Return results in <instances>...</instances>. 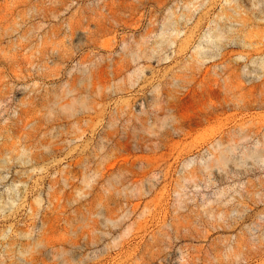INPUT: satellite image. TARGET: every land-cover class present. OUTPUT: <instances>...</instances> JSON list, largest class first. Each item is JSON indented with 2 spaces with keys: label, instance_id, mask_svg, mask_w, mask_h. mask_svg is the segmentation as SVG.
I'll list each match as a JSON object with an SVG mask.
<instances>
[{
  "label": "rangeland",
  "instance_id": "374dc122",
  "mask_svg": "<svg viewBox=\"0 0 264 264\" xmlns=\"http://www.w3.org/2000/svg\"><path fill=\"white\" fill-rule=\"evenodd\" d=\"M0 264H264V0H0Z\"/></svg>",
  "mask_w": 264,
  "mask_h": 264
},
{
  "label": "bare ground",
  "instance_id": "6f19581e",
  "mask_svg": "<svg viewBox=\"0 0 264 264\" xmlns=\"http://www.w3.org/2000/svg\"><path fill=\"white\" fill-rule=\"evenodd\" d=\"M162 41H168V38L167 37H163Z\"/></svg>",
  "mask_w": 264,
  "mask_h": 264
}]
</instances>
